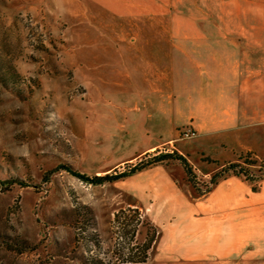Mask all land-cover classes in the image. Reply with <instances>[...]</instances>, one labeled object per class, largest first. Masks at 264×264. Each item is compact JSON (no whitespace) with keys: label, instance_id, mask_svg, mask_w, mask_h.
Wrapping results in <instances>:
<instances>
[{"label":"rangeland","instance_id":"obj_1","mask_svg":"<svg viewBox=\"0 0 264 264\" xmlns=\"http://www.w3.org/2000/svg\"><path fill=\"white\" fill-rule=\"evenodd\" d=\"M132 1L109 22L95 0H0V264H186L176 253L189 203L219 181L263 185L231 172L208 180L229 161L264 163V125L232 151L226 133L180 136L187 70L173 67L171 39L187 30L170 25L194 7ZM171 150L194 181L172 158L100 182L52 169L103 174ZM149 236L145 261L129 259Z\"/></svg>","mask_w":264,"mask_h":264},{"label":"crops","instance_id":"obj_2","mask_svg":"<svg viewBox=\"0 0 264 264\" xmlns=\"http://www.w3.org/2000/svg\"><path fill=\"white\" fill-rule=\"evenodd\" d=\"M95 2L109 22L132 13V0ZM188 2L193 14L170 25L187 30L171 39L173 67L187 70L179 121L226 133L228 151L250 148L240 134L264 125V0ZM238 185L219 181L189 203L180 234L186 233V243L176 253L186 264H264V182L257 191Z\"/></svg>","mask_w":264,"mask_h":264},{"label":"trees","instance_id":"obj_3","mask_svg":"<svg viewBox=\"0 0 264 264\" xmlns=\"http://www.w3.org/2000/svg\"><path fill=\"white\" fill-rule=\"evenodd\" d=\"M172 158L176 159L182 166L187 178L191 181H194L195 174L186 160V158L180 154L179 152L175 150L171 151H160L157 153L152 154L148 158H146L142 162L134 163L130 166H127L124 170L109 172V173H103V174H91V175H85L84 173L74 169L71 167L68 163H59L54 168H61L65 169L69 173L78 176L80 178L86 179L90 182H100L103 179H116L118 177L131 174L135 170L143 167L144 165L148 163H153L155 161H159L162 159ZM255 159L251 160H245L242 161H229L222 166H220L215 172H213L209 177V183L216 182L219 177H223L225 173L231 172L236 175H241L244 179L248 180L249 182H255L257 180H260L264 176V163H258V166L254 169ZM52 169H50L48 172H50ZM12 180L17 181L20 184H24V182L18 178H12ZM254 187V186H252ZM209 189V186L207 185L202 192L207 191ZM133 216L137 219L138 215L134 209H132ZM155 232V228L152 230V233ZM153 237L149 236L146 242L143 243H136L132 246H130V255L128 256L129 259L132 258L133 254L139 253L140 258L138 261H145L146 259V249L150 244V241Z\"/></svg>","mask_w":264,"mask_h":264},{"label":"built area","instance_id":"obj_4","mask_svg":"<svg viewBox=\"0 0 264 264\" xmlns=\"http://www.w3.org/2000/svg\"><path fill=\"white\" fill-rule=\"evenodd\" d=\"M194 133H195V130L190 124L183 126L180 130L181 137H191L194 135Z\"/></svg>","mask_w":264,"mask_h":264}]
</instances>
